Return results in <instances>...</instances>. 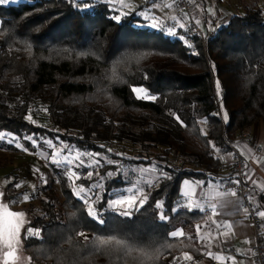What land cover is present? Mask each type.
<instances>
[{"label":"trees","instance_id":"obj_1","mask_svg":"<svg viewBox=\"0 0 264 264\" xmlns=\"http://www.w3.org/2000/svg\"><path fill=\"white\" fill-rule=\"evenodd\" d=\"M140 9L122 13L101 0L0 3V133L17 136L31 150L30 138L42 146L51 139L113 159L78 179L93 194L88 200L76 194L64 169L57 170V187L43 188L49 194L30 210L33 219L22 234L37 264H171L180 255L208 257L195 235L206 216L179 208L181 183L215 178L221 159L214 148L224 155L230 140L264 120L261 8L232 15L213 33L149 25ZM136 86L155 99L139 97ZM37 111H44L41 124L30 117ZM141 134L163 150L133 162L156 163L167 177L124 215L109 206L130 187L122 169L109 178L120 158L109 143ZM172 150L187 167L170 168ZM89 204L103 223L88 215ZM178 229L182 234L173 236Z\"/></svg>","mask_w":264,"mask_h":264},{"label":"rangeland","instance_id":"obj_2","mask_svg":"<svg viewBox=\"0 0 264 264\" xmlns=\"http://www.w3.org/2000/svg\"><path fill=\"white\" fill-rule=\"evenodd\" d=\"M18 1L21 0H7L4 3L12 4L18 3ZM221 4L225 7L227 6L226 8L229 11L237 13L245 12L248 7L261 8L264 13V0H223ZM220 10L223 11L224 9L220 7ZM217 13L219 12L216 11V14ZM188 18L190 21V27L188 29L200 31L201 28L193 12V3L192 12ZM194 25H197V30ZM220 25L219 22H215L211 24V27L215 29L220 27ZM162 26L165 28H172L171 26H165L164 22ZM135 88L143 89L142 92L137 93L139 97L145 99L156 97L143 87L136 86ZM44 116V111H37L30 115V117L39 124L44 122ZM147 128L148 132L152 134L153 129L151 127ZM73 132L76 131L73 130ZM0 136L4 137L0 139V211L8 209L12 212L14 211L16 214V226L9 227V231H12L9 232L10 240L7 241L5 233L0 232V264H6V261L7 264H37L33 262L30 255L25 252L22 234L26 225L33 219L34 214L30 212V210L33 208L37 211L39 199L47 197L49 194L48 190L46 191V189L43 188L48 184H52V187H57V170L64 169L69 178L74 182L76 194L84 200H88L93 194L89 193L87 188L78 182V179L81 176L88 178L92 177L93 174L97 173V168H99L103 160L113 159H109L107 155L102 153L84 151L75 145H69L65 141H60L65 145V148H63L59 145L60 142L55 144L51 139H46V149L45 146L40 145L37 140L30 138L35 146V149L31 150L27 148L17 136L11 133H0ZM146 138L145 134H141L139 140L136 141L124 139L111 141L109 143L111 150L120 156L119 159H115V162L119 164L118 167L111 169L109 174L114 176L122 169L123 177L129 181L130 185L125 195L117 196L109 202L111 209H114V201L133 198L135 203L132 204L131 207H129L127 203H122L117 205L114 209L122 213H131L136 206L141 204V201H145L148 187L155 185V182L161 176V169L156 163L138 164L133 162L134 158L149 159L162 152L163 147L161 145ZM17 143L21 145L20 148L16 147ZM174 151L178 152L172 150L171 153ZM83 166L88 169L86 174L82 172L81 167ZM189 166L192 167V165ZM193 168L197 170L203 169L198 166H193ZM88 173H92V175H88ZM148 173L153 174L157 179L155 180L152 178L149 180ZM13 181L15 182L14 186L9 190L8 185ZM97 197H100V195ZM159 205L161 206V202ZM119 206L125 209L121 210L118 208ZM19 222L22 223L21 225L23 227ZM174 232L182 233V230L178 229ZM28 235L39 236L40 233L38 230L28 229ZM9 245H11V247H9ZM7 250L10 252L14 251L15 257L13 259L6 256V253L9 252ZM196 264L205 263L197 258Z\"/></svg>","mask_w":264,"mask_h":264},{"label":"crops","instance_id":"obj_3","mask_svg":"<svg viewBox=\"0 0 264 264\" xmlns=\"http://www.w3.org/2000/svg\"><path fill=\"white\" fill-rule=\"evenodd\" d=\"M101 1L112 4L122 13H130L141 8L138 13L149 25L161 26L169 19L172 27L184 29L190 27L188 15L179 9L177 0ZM191 1L198 25L202 30L211 33L214 31L211 24L215 22L225 24L237 13L223 6L221 4L223 0ZM220 7L224 10L221 11ZM216 11L219 13L216 14ZM246 132L249 139L235 140L234 145L247 162L246 186L249 206L242 196L236 193L231 195V191L221 187L220 178L191 177L183 179L181 183L179 208L201 211L206 216V220L197 224L195 230L198 242L208 251V257L198 258L205 264L211 261L216 264H256L254 259L256 235L249 207L257 214L264 211V120L262 118L257 120L246 129ZM147 175L149 180L157 179L153 174ZM115 207L116 204L114 209ZM118 208L125 209L120 206ZM259 217L264 224V217Z\"/></svg>","mask_w":264,"mask_h":264},{"label":"built area","instance_id":"obj_4","mask_svg":"<svg viewBox=\"0 0 264 264\" xmlns=\"http://www.w3.org/2000/svg\"><path fill=\"white\" fill-rule=\"evenodd\" d=\"M178 7L181 11L185 12L188 16L191 15L192 12V1L191 0H177ZM165 26L172 27V22L170 20L164 21ZM196 30L197 25H194ZM198 31V30H197ZM238 139H249V134L244 131L235 136L234 139L228 142V146L230 150L226 152L224 155H220L219 150L214 148L213 153L220 157L221 163L218 167V175L217 178L221 180V187L226 190L234 191L236 194L242 196L246 203L249 206V201L247 198V186L246 180L248 177L247 174V162L242 154L235 147L234 142ZM59 145L65 148V145L62 142ZM169 166L171 169H180L183 167H187L188 164L184 157L181 156L178 152L171 153ZM199 167V166H198ZM160 175L167 177V172H160ZM109 178H112V175L109 174ZM235 181H239V183H235ZM250 217L254 224L255 228V244H254V259L256 264H264V224L261 222L260 217L257 213H255L250 207ZM186 257H190L187 259ZM197 258L194 256L188 255H180L176 256L172 259L171 264H196Z\"/></svg>","mask_w":264,"mask_h":264},{"label":"snow or ice","instance_id":"obj_5","mask_svg":"<svg viewBox=\"0 0 264 264\" xmlns=\"http://www.w3.org/2000/svg\"><path fill=\"white\" fill-rule=\"evenodd\" d=\"M4 2H5V0H0V3H4ZM115 19H116V20H119L120 17L117 16V17H115ZM181 27H183V25H181ZM216 87H217V90H219V88H220V84H219V82H217ZM142 91H143V89H139V88H135V87L133 88V92L139 93V92H142ZM149 98H150V99H155V97H149ZM3 138H4L3 136H0V139H3ZM34 143H35V142H34ZM16 147H17V148H20L21 145H20L19 143H17V144H16ZM88 175H92V173H88ZM235 183L238 184L239 181H235ZM82 191H83V189H82ZM227 194H228V193H225V195H227ZM231 195H235V192L232 191V192H231ZM145 199H146V197H145ZM125 202L129 205V207H131L132 204L135 203V200L132 199V198H129V199H127L126 201H125V200H120V199L114 201V203H115L116 205H120V204L125 203ZM142 203H143V201H141V204H142ZM157 207L159 208V207H161V206H160L159 204H157ZM9 215H16V214H15V213H9ZM88 215L91 216L93 219H97V220H99V222L103 223V219H102V217H99V216H98V214L94 211V209L92 208V206H91L90 204H89V207H88ZM124 215H127V213H124ZM258 215L261 216V217H264V211H260V212L258 213ZM160 219H161V220H164V219H166V217H165L163 214H161ZM181 234H182V233H177V232L172 233L173 236L181 235ZM9 247H11V245H9ZM13 255H14L13 252H7V253H6V256L9 257V258H12ZM186 258H187V259H190V257H186ZM6 264H7V261H6Z\"/></svg>","mask_w":264,"mask_h":264},{"label":"bare ground","instance_id":"obj_6","mask_svg":"<svg viewBox=\"0 0 264 264\" xmlns=\"http://www.w3.org/2000/svg\"><path fill=\"white\" fill-rule=\"evenodd\" d=\"M4 205V204H3ZM7 207V206H6ZM9 213H14L8 209H4L0 211V232L1 233H5L6 235V239L7 241L10 240V234L9 232V227L10 226H16V221H15V217L16 215H9ZM18 221V220H17ZM20 225L22 224L21 222H19ZM18 224V223H17ZM18 225V226H20ZM22 226V225H21ZM23 227V226H22ZM20 230V229H19ZM16 231V230H15ZM12 232V231H11ZM11 250V249H10ZM9 251V250H7ZM6 251V252H7ZM5 252V251H4ZM10 252V251H9ZM14 253V251H11ZM17 254V253H16ZM18 256V255H17ZM15 257V253L13 255V257L11 259H13ZM19 257V256H18ZM9 259V258H8Z\"/></svg>","mask_w":264,"mask_h":264}]
</instances>
